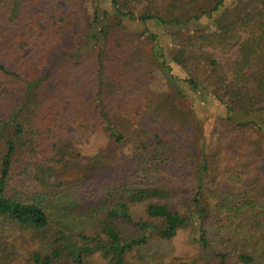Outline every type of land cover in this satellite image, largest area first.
I'll return each instance as SVG.
<instances>
[{"label":"trees","instance_id":"1","mask_svg":"<svg viewBox=\"0 0 264 264\" xmlns=\"http://www.w3.org/2000/svg\"><path fill=\"white\" fill-rule=\"evenodd\" d=\"M108 1L112 11L94 0H0V264H194L138 252L182 229L209 264H264V0L223 10L169 58L157 34L124 20L185 25L225 0ZM81 67L72 91L64 79ZM159 76L223 105L216 148L187 92L153 89ZM103 123L132 158L81 152ZM249 128L256 139L240 131ZM69 168L83 173L39 178Z\"/></svg>","mask_w":264,"mask_h":264},{"label":"rangeland","instance_id":"2","mask_svg":"<svg viewBox=\"0 0 264 264\" xmlns=\"http://www.w3.org/2000/svg\"><path fill=\"white\" fill-rule=\"evenodd\" d=\"M96 4L102 8L109 9L112 11V7L108 0H94ZM91 5L89 6V8ZM248 7L249 9L260 8V2L258 0H225L223 8L212 15L211 17L203 16L198 20H193L185 25L178 26H163L156 21L140 22L139 20H124V27L128 31H134L136 33H141L145 30H150L157 34V44L160 46L162 51L169 58L173 49L180 45L183 37L188 33L194 32L195 30L206 29L211 30L215 28L216 19L221 16L223 10H235L238 8ZM113 20L115 17L113 14L109 17ZM154 44H145L144 48L150 50ZM82 70V67H81ZM83 70L77 69L76 72H69V75L65 77L64 82L67 87L75 91L79 88L82 82ZM152 87L156 91H172L173 88H179L184 92H187L186 97H183V101L187 104H193L197 117L200 120L201 125H203L202 132L204 139L207 141L210 147L216 148L219 144L217 142L218 133L216 131V126L219 122L218 118L220 115L224 114L223 105L213 98L202 99L195 97L193 94L189 93L187 90V83L175 80L174 84H170L166 76H159L152 81ZM243 134L250 137V139L257 138V132L254 129L240 130ZM80 150L84 155H93L101 151H106L114 156H112V161L120 162L124 159H130L133 156L132 145L130 143H120L115 140V137L111 134V130L107 129L102 124H98L97 127L91 133L88 142L80 145ZM218 153H220L219 161L221 167H226L231 161L232 157L226 152V149L219 148ZM264 169V163L261 165ZM83 171L77 168H69L63 170H57L56 172L50 171L48 169H43L39 171V178L44 182L48 183H59L62 181H71L81 176ZM193 232L189 229H182L171 239H159L157 237H151L149 244L138 252L143 260L146 259L147 255L150 253H157L165 255V261L170 262L172 259L176 258L177 261L184 260L187 262H195L194 264H209L207 257L201 251L197 241L193 238ZM153 257V255H151ZM94 261V262H93ZM93 264H99V260L94 258ZM142 263V261H141ZM144 264V262L142 263ZM149 264H154L153 260Z\"/></svg>","mask_w":264,"mask_h":264}]
</instances>
